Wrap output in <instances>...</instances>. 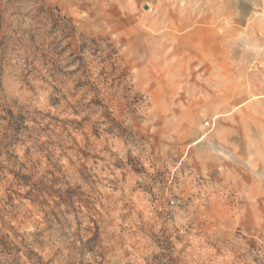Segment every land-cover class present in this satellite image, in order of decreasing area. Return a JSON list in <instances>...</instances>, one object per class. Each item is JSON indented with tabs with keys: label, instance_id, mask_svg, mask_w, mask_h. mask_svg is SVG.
I'll use <instances>...</instances> for the list:
<instances>
[{
	"label": "rangeland",
	"instance_id": "1",
	"mask_svg": "<svg viewBox=\"0 0 264 264\" xmlns=\"http://www.w3.org/2000/svg\"><path fill=\"white\" fill-rule=\"evenodd\" d=\"M3 239L264 264V0H0Z\"/></svg>",
	"mask_w": 264,
	"mask_h": 264
},
{
	"label": "trees",
	"instance_id": "2",
	"mask_svg": "<svg viewBox=\"0 0 264 264\" xmlns=\"http://www.w3.org/2000/svg\"><path fill=\"white\" fill-rule=\"evenodd\" d=\"M30 256H35L28 246H23L22 243H16L11 239H3L0 241V264H27L23 262V258L29 259ZM32 264H42L41 257Z\"/></svg>",
	"mask_w": 264,
	"mask_h": 264
},
{
	"label": "crops",
	"instance_id": "3",
	"mask_svg": "<svg viewBox=\"0 0 264 264\" xmlns=\"http://www.w3.org/2000/svg\"><path fill=\"white\" fill-rule=\"evenodd\" d=\"M214 67L216 68L217 66H213V68H214Z\"/></svg>",
	"mask_w": 264,
	"mask_h": 264
}]
</instances>
